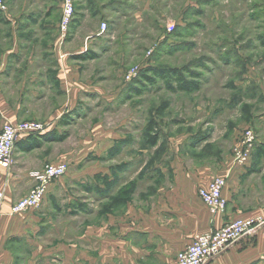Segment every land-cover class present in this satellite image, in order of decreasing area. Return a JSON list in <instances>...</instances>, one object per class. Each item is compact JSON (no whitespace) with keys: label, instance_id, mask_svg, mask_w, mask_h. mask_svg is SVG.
Returning a JSON list of instances; mask_svg holds the SVG:
<instances>
[{"label":"rangeland","instance_id":"obj_1","mask_svg":"<svg viewBox=\"0 0 264 264\" xmlns=\"http://www.w3.org/2000/svg\"><path fill=\"white\" fill-rule=\"evenodd\" d=\"M44 1L54 3L61 18L60 0ZM72 2L74 16L64 37L58 26L48 40H19L25 51L49 44L66 53L59 63L64 72L48 74L52 79L59 74L66 93L58 81L18 88L11 74L0 87L5 103L24 102L20 112L30 113L13 123L34 121L46 127L36 136L41 145L32 150L31 159L43 162L36 171L47 164L67 167L64 176L50 183H58V190L54 195L46 191L37 209L106 208L108 192L113 193L108 206L140 193L151 209L160 193H174L178 185H193L197 192L207 177L225 176L245 129L254 133L264 152V0ZM9 3L17 16L30 17V0ZM23 3L27 7L22 13L18 5ZM9 11L2 4L0 17L6 19ZM49 62L55 64L53 58ZM167 70L198 83L199 89H168L167 82L176 86L174 80L156 75ZM49 133L63 139L41 138ZM154 135L157 143L152 146L149 138ZM97 166L100 173L91 180ZM262 171L264 155L254 156L243 178L260 180L257 189L264 188ZM91 184L102 186L97 199L90 195ZM244 196L234 206L264 216V208L253 211L250 193ZM260 228L264 224L253 230ZM16 243L6 244L12 264H26L30 249ZM253 264H264V253Z\"/></svg>","mask_w":264,"mask_h":264},{"label":"crops","instance_id":"obj_2","mask_svg":"<svg viewBox=\"0 0 264 264\" xmlns=\"http://www.w3.org/2000/svg\"><path fill=\"white\" fill-rule=\"evenodd\" d=\"M0 3L10 10L6 19L0 17V87L7 74H11V80L19 83L18 88L30 89L37 84L43 88L58 81L60 91L66 93L67 85L59 81V74L54 79L48 76L52 72H64L60 64L66 53L52 49L49 44L36 52L32 48L25 51L19 47L20 38L28 39L30 36V41H41L55 35L60 20L55 4L30 0V17H22L13 11L9 0H0ZM26 7V3L19 4L18 11L23 13ZM7 40H10V46L6 47ZM49 58H53L55 64H51ZM37 96L42 98V95L35 98ZM22 103L7 104L0 94V122L29 118L28 110L20 112ZM32 137L17 142L9 169L0 168V192L4 197L0 206V264L13 262L6 248L11 240L20 245L26 244L30 249L26 264H176L177 253L188 246L196 235L219 229L236 218L264 217L257 211L247 214L234 206L235 200H246L244 195L250 193L251 201L256 204L253 211L264 208V201H261L264 200V188L257 189L260 180L243 178L254 156L263 155L259 151L258 140L245 166L232 163L233 166L223 173L227 177L223 191L227 207L221 214L207 211L193 185H178L174 193H160L151 209H147L140 193L118 198L122 203L117 207L114 204L108 206L112 200L110 196H113L108 192L106 208L92 204L90 209H86L87 205H84L86 208L79 206L67 211L40 208L11 215L12 205L37 186L30 173L42 168L43 162L31 159L32 151L27 149ZM94 168L91 180L100 173L98 166ZM101 175L110 177L104 171ZM212 179L207 177V183L201 187L207 186ZM62 183L59 181V184ZM57 184L48 185L49 195L58 190ZM99 187L102 186L91 184L92 198H99ZM263 253L264 229L260 228L250 231L206 264H253Z\"/></svg>","mask_w":264,"mask_h":264},{"label":"built area","instance_id":"obj_3","mask_svg":"<svg viewBox=\"0 0 264 264\" xmlns=\"http://www.w3.org/2000/svg\"><path fill=\"white\" fill-rule=\"evenodd\" d=\"M60 2L62 11L59 29L64 37L74 16V7L72 0H60ZM101 28L104 30L105 24H102ZM45 130V125L40 122L13 123L5 120L0 130V168L9 169L12 164L14 146L19 140L29 136L42 135ZM256 144L257 140L254 133L245 129L235 147L232 163L237 166H245L250 160ZM66 170L65 164H47L42 170L32 172L30 176L37 182V186L12 205L10 214H22L28 210L37 209L45 198L48 185L64 176ZM226 184V176L215 177L207 186L201 187L197 191L201 203L213 214L224 213L226 210L227 200L223 196ZM2 201L3 194L0 192V205ZM262 224H264V217L262 216L236 218L225 223L219 229L198 234L188 246L177 253L176 264H206Z\"/></svg>","mask_w":264,"mask_h":264},{"label":"trees","instance_id":"obj_4","mask_svg":"<svg viewBox=\"0 0 264 264\" xmlns=\"http://www.w3.org/2000/svg\"><path fill=\"white\" fill-rule=\"evenodd\" d=\"M156 75L158 77L163 78V79H165L167 77H170V79H173L174 82L176 83V86L173 87V86H171V84H169L167 82L168 89H170L172 91H178V92H184V93H193L199 89L198 83L181 79L180 76L178 75V73L175 71H171V70L162 71L160 73H157ZM156 114H158V115L161 114V108L158 109ZM148 129H151V128H148ZM49 134L43 135V136H41V138H43L46 141H48V140L49 141H60L61 139H63L62 136L54 137V136H52L53 134H50V135ZM149 141H150V144L152 146H154L157 143V137L155 135L150 136ZM30 144L31 145L29 146V148H27V149H30V151L36 149L37 147H39L41 145V143L38 141V137H36V136L31 138ZM259 151L263 152L261 147H260ZM263 155H264V152H263Z\"/></svg>","mask_w":264,"mask_h":264}]
</instances>
